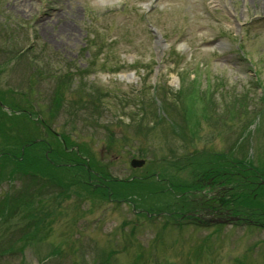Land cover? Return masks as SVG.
Listing matches in <instances>:
<instances>
[{
	"label": "rangeland",
	"instance_id": "obj_1",
	"mask_svg": "<svg viewBox=\"0 0 264 264\" xmlns=\"http://www.w3.org/2000/svg\"><path fill=\"white\" fill-rule=\"evenodd\" d=\"M157 51L163 67L155 74ZM0 94L9 105L30 96L35 108L22 115L33 127L37 109L53 118L70 155L100 169L98 184L109 190L100 201L99 188L75 184L67 199L0 175V199L10 188L33 206L13 216L0 201V264H264V120L252 112L264 102V0H0ZM151 98L175 103L176 131L160 103L154 118L143 112ZM196 152L203 165L235 173L263 224L191 228L155 218L191 180L166 160ZM133 158L144 165L130 168ZM22 236V251L5 253ZM125 242L126 252L114 254Z\"/></svg>",
	"mask_w": 264,
	"mask_h": 264
},
{
	"label": "trees",
	"instance_id": "obj_2",
	"mask_svg": "<svg viewBox=\"0 0 264 264\" xmlns=\"http://www.w3.org/2000/svg\"><path fill=\"white\" fill-rule=\"evenodd\" d=\"M160 95L162 96V94ZM176 97L179 99L181 98V96ZM165 100H167V98ZM167 105L171 109L176 110L175 103H169ZM256 108V105L253 106V110ZM11 109L13 112L29 111L31 110V103L23 98L21 102H11ZM258 109H261L258 112H262L261 117L262 120H264V102ZM13 120H24L30 127L24 132L19 130L15 132L11 127V121ZM36 131L37 128L33 127L31 122L22 114L18 116H9L0 109V140H2L3 143V145L0 146L1 175L4 174L6 179L10 182L14 179L26 178L35 186H52L55 187L56 190L64 192L67 195L71 191L70 189L73 185L81 184L82 187L87 185L90 174L84 162H81L74 154L70 155V153H66L58 143L51 144L44 141L35 143L36 139L31 133ZM61 163L73 164V166L71 168L62 165L58 166ZM9 166H11V168ZM73 169L76 170L74 174ZM99 180L105 184L102 177ZM15 190L16 189L13 188V192H15ZM8 192H12L10 188ZM108 192L109 190L99 189L95 194L98 195V200L104 201V199H107ZM27 196L30 200L37 201L35 199L37 196L33 193L30 192ZM1 201H3L5 206L9 207V209H15V212L21 208L31 210L33 207L32 205H28L25 200L21 202L20 200L13 199L8 193L5 194ZM3 212V208L1 207L0 217L6 216ZM29 217H32V213L29 214ZM2 219L5 220V218Z\"/></svg>",
	"mask_w": 264,
	"mask_h": 264
},
{
	"label": "water",
	"instance_id": "obj_3",
	"mask_svg": "<svg viewBox=\"0 0 264 264\" xmlns=\"http://www.w3.org/2000/svg\"><path fill=\"white\" fill-rule=\"evenodd\" d=\"M132 165H133V166H139L140 164H135V163H134V164H132Z\"/></svg>",
	"mask_w": 264,
	"mask_h": 264
}]
</instances>
